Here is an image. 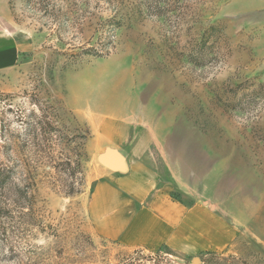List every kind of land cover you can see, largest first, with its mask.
Instances as JSON below:
<instances>
[{
  "label": "rangeland",
  "instance_id": "obj_1",
  "mask_svg": "<svg viewBox=\"0 0 264 264\" xmlns=\"http://www.w3.org/2000/svg\"><path fill=\"white\" fill-rule=\"evenodd\" d=\"M0 31V264H264V0H0Z\"/></svg>",
  "mask_w": 264,
  "mask_h": 264
},
{
  "label": "crops",
  "instance_id": "obj_2",
  "mask_svg": "<svg viewBox=\"0 0 264 264\" xmlns=\"http://www.w3.org/2000/svg\"><path fill=\"white\" fill-rule=\"evenodd\" d=\"M14 36L7 37L5 34H3L2 31H0V89H8V86H6V83L10 80L7 79L8 76L13 75V73L16 72V69L18 67V54L20 50V44L13 40ZM123 185L125 188H129V186H132L130 183L123 182L120 184ZM129 185V186H128ZM135 185V186H134ZM106 187V186H105ZM134 190L136 191V197L139 198L141 195V192L139 191L137 183H134L133 186ZM173 207V203L169 202L168 200H165V198L157 199L155 210H165V215L160 216V219L162 221H165L168 219V216L166 215V212L169 208ZM183 216L178 217L177 224L182 225L183 221L185 220L186 214H183ZM166 224V223H165ZM188 239L191 240V236L187 235ZM186 237V235H185ZM196 239V237H195ZM211 242V241H208ZM206 246V245H203Z\"/></svg>",
  "mask_w": 264,
  "mask_h": 264
}]
</instances>
